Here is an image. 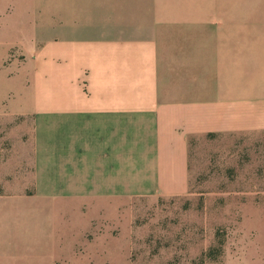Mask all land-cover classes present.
I'll return each mask as SVG.
<instances>
[{"label":"crops","instance_id":"0c3cea01","mask_svg":"<svg viewBox=\"0 0 264 264\" xmlns=\"http://www.w3.org/2000/svg\"><path fill=\"white\" fill-rule=\"evenodd\" d=\"M0 21L47 38L0 64L16 67L9 78L29 94L0 113L32 124L11 178H0V264L12 233L54 229L62 250L68 217L29 200L185 194L191 140L264 137V0H0Z\"/></svg>","mask_w":264,"mask_h":264},{"label":"rangeland","instance_id":"374dc122","mask_svg":"<svg viewBox=\"0 0 264 264\" xmlns=\"http://www.w3.org/2000/svg\"><path fill=\"white\" fill-rule=\"evenodd\" d=\"M37 36L46 40L45 29L0 21V64L31 55L30 42ZM15 68L0 69L1 109L29 100L27 91H17L18 83L9 78ZM30 71L27 64L18 78H28ZM6 116L0 113V178L8 179L19 158L15 144L20 137L27 139L32 124L28 118ZM90 201L29 200L23 206L68 217L71 225L57 238L63 240L62 250L49 238L54 229L35 236L12 233L15 241L6 245L3 263L264 264V137L222 133L191 140L185 194L116 200L107 206ZM72 217L79 219L77 226ZM20 236H30L34 244L22 245ZM212 248L216 251L209 256Z\"/></svg>","mask_w":264,"mask_h":264},{"label":"trees","instance_id":"16d2710c","mask_svg":"<svg viewBox=\"0 0 264 264\" xmlns=\"http://www.w3.org/2000/svg\"><path fill=\"white\" fill-rule=\"evenodd\" d=\"M221 245H222V243H221ZM215 251H216V250H215L214 248H212V249L210 250V252H208V255L210 256V255L213 254Z\"/></svg>","mask_w":264,"mask_h":264}]
</instances>
